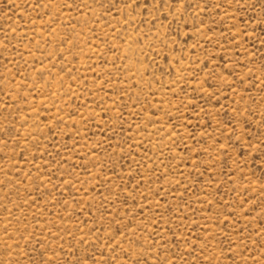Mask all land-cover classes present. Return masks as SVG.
<instances>
[{"label": "rangeland", "instance_id": "1", "mask_svg": "<svg viewBox=\"0 0 264 264\" xmlns=\"http://www.w3.org/2000/svg\"><path fill=\"white\" fill-rule=\"evenodd\" d=\"M0 264H264V0H0Z\"/></svg>", "mask_w": 264, "mask_h": 264}]
</instances>
